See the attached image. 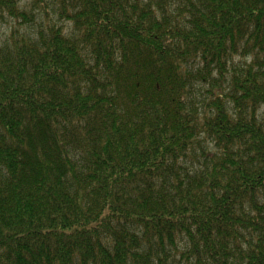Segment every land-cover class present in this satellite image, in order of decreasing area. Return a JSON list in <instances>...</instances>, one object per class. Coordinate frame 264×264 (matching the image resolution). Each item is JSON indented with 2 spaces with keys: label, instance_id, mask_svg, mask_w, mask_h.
<instances>
[{
  "label": "trees",
  "instance_id": "16d2710c",
  "mask_svg": "<svg viewBox=\"0 0 264 264\" xmlns=\"http://www.w3.org/2000/svg\"><path fill=\"white\" fill-rule=\"evenodd\" d=\"M4 11L0 264H264V0Z\"/></svg>",
  "mask_w": 264,
  "mask_h": 264
},
{
  "label": "rangeland",
  "instance_id": "374dc122",
  "mask_svg": "<svg viewBox=\"0 0 264 264\" xmlns=\"http://www.w3.org/2000/svg\"><path fill=\"white\" fill-rule=\"evenodd\" d=\"M25 1V0H22ZM36 10V9H35ZM34 10V16H35ZM37 20H41L45 23L47 18H50L52 21H56L50 7L47 8V12L43 10V8H39L36 13ZM63 27L67 26L65 22H60ZM32 29L31 23L22 24L19 20L15 19L14 17L10 16L7 12H3L2 16H0V43L5 40L9 35L12 33L13 30L16 32H23L24 30L30 31Z\"/></svg>",
  "mask_w": 264,
  "mask_h": 264
}]
</instances>
